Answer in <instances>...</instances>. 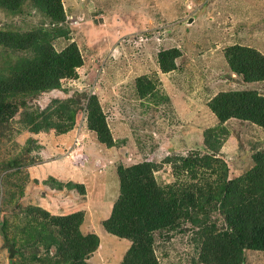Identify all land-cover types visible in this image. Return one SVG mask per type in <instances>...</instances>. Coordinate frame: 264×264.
<instances>
[{
	"label": "rangeland",
	"instance_id": "1",
	"mask_svg": "<svg viewBox=\"0 0 264 264\" xmlns=\"http://www.w3.org/2000/svg\"><path fill=\"white\" fill-rule=\"evenodd\" d=\"M61 1V21L30 0L14 10L0 6V29L30 32L36 46L56 52L73 42L83 59L76 76L63 78L60 87L15 96L16 113L0 122V226L5 218L8 227L7 241L0 233V264H60L55 246L46 250L28 239L30 226L39 225L37 206L51 214L82 211L80 232L100 239L87 260L118 264L130 242L101 224L119 194L118 165L156 163L153 174L163 185L176 179L169 157L209 153L224 160L235 177L255 164L256 150H264L263 127L233 117L219 121L208 106L221 91L254 89L264 95V81L243 82L225 55L237 43L264 54V0ZM170 48L178 51L176 67L163 71L159 52ZM33 56L0 46V76ZM92 94L114 146L100 143L87 127ZM64 102L76 108L73 123L55 111ZM33 118L41 129H30ZM45 120L66 124V130L58 132ZM211 220L222 226L217 211ZM204 238L203 230L182 221L155 234V254L160 264H207L200 260ZM244 264H264V251L245 250Z\"/></svg>",
	"mask_w": 264,
	"mask_h": 264
},
{
	"label": "trees",
	"instance_id": "2",
	"mask_svg": "<svg viewBox=\"0 0 264 264\" xmlns=\"http://www.w3.org/2000/svg\"><path fill=\"white\" fill-rule=\"evenodd\" d=\"M25 1L28 0H0V6L14 10ZM30 2L43 8L52 20L64 19L61 0ZM33 40L30 32L21 35L0 29V46L11 51L34 52L32 58L21 59L9 73L0 76V122L16 113L15 96L56 89L63 78L75 77L82 65L75 43L56 52L46 45L36 46ZM177 52L175 48L159 52L158 63L163 71L175 69ZM225 55L230 69L243 82L264 81V54L259 50L237 43L228 46ZM87 98V127L95 132L100 143L108 147L116 145L97 96L92 94ZM67 102L71 104L74 100ZM65 103L55 111L60 116L66 114L73 123L76 108ZM208 106L219 121L233 117L264 128V95L254 89L221 91L210 99ZM66 109L72 110L67 114ZM33 121L34 118L30 119V129H41V121L36 124ZM45 121L46 126L58 132L66 130V124ZM255 153V164L235 177H230L224 160L209 153L196 151L169 157L176 179L163 185L153 174L156 163L118 165L119 194L109 216L101 223L105 232L130 242L118 264H160L154 250L155 234L177 228L187 220L205 232L200 247L202 262L244 264L245 250L264 251V150ZM74 186L83 190L81 183L75 182ZM33 210L40 214V220L39 225L36 222L30 226L28 239L46 250L55 246L54 257L61 258L60 264H91L87 258L98 249L100 239L95 232H80L82 211L51 214L38 206ZM214 211L222 216L221 227L211 220ZM0 233L8 239L5 218L1 219ZM16 240L12 238L13 244H18Z\"/></svg>",
	"mask_w": 264,
	"mask_h": 264
},
{
	"label": "water",
	"instance_id": "3",
	"mask_svg": "<svg viewBox=\"0 0 264 264\" xmlns=\"http://www.w3.org/2000/svg\"><path fill=\"white\" fill-rule=\"evenodd\" d=\"M9 247H10V253H12L14 251V248L12 245H10Z\"/></svg>",
	"mask_w": 264,
	"mask_h": 264
}]
</instances>
